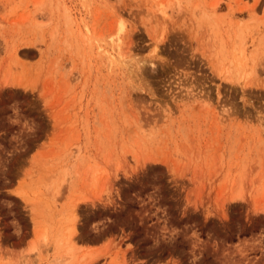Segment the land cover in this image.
<instances>
[{
    "label": "rangeland",
    "instance_id": "374dc122",
    "mask_svg": "<svg viewBox=\"0 0 264 264\" xmlns=\"http://www.w3.org/2000/svg\"><path fill=\"white\" fill-rule=\"evenodd\" d=\"M0 264H264V0H0Z\"/></svg>",
    "mask_w": 264,
    "mask_h": 264
},
{
    "label": "bare ground",
    "instance_id": "6f19581e",
    "mask_svg": "<svg viewBox=\"0 0 264 264\" xmlns=\"http://www.w3.org/2000/svg\"><path fill=\"white\" fill-rule=\"evenodd\" d=\"M117 44V43H116ZM118 46V45H117Z\"/></svg>",
    "mask_w": 264,
    "mask_h": 264
}]
</instances>
